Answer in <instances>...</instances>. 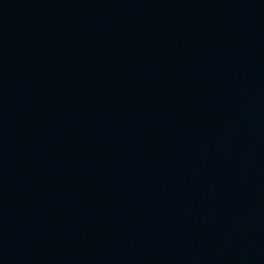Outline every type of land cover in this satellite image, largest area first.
Returning a JSON list of instances; mask_svg holds the SVG:
<instances>
[{"label": "water", "instance_id": "95a60500", "mask_svg": "<svg viewBox=\"0 0 264 264\" xmlns=\"http://www.w3.org/2000/svg\"><path fill=\"white\" fill-rule=\"evenodd\" d=\"M0 264H264V0H0Z\"/></svg>", "mask_w": 264, "mask_h": 264}]
</instances>
